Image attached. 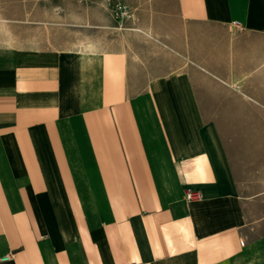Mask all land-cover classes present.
I'll use <instances>...</instances> for the list:
<instances>
[{
	"label": "crops",
	"instance_id": "obj_1",
	"mask_svg": "<svg viewBox=\"0 0 264 264\" xmlns=\"http://www.w3.org/2000/svg\"><path fill=\"white\" fill-rule=\"evenodd\" d=\"M123 3L0 42V264H264V0Z\"/></svg>",
	"mask_w": 264,
	"mask_h": 264
},
{
	"label": "rangeland",
	"instance_id": "obj_2",
	"mask_svg": "<svg viewBox=\"0 0 264 264\" xmlns=\"http://www.w3.org/2000/svg\"><path fill=\"white\" fill-rule=\"evenodd\" d=\"M104 3L101 0H0V42L9 43L15 35L22 43L31 33L39 42L54 39L64 49H85L90 42L121 35L128 29L130 19L134 20L130 14H120L117 10L119 5L128 8L123 0H109L111 6ZM101 7L109 10L115 25L99 19Z\"/></svg>",
	"mask_w": 264,
	"mask_h": 264
},
{
	"label": "built area",
	"instance_id": "obj_3",
	"mask_svg": "<svg viewBox=\"0 0 264 264\" xmlns=\"http://www.w3.org/2000/svg\"><path fill=\"white\" fill-rule=\"evenodd\" d=\"M235 25H236V26H240L239 23H235ZM192 197H194V196H192V194H189V195H188V198L191 199ZM11 257H12V256H6L5 258L2 259V261H8V260L11 259Z\"/></svg>",
	"mask_w": 264,
	"mask_h": 264
},
{
	"label": "bare ground",
	"instance_id": "obj_4",
	"mask_svg": "<svg viewBox=\"0 0 264 264\" xmlns=\"http://www.w3.org/2000/svg\"><path fill=\"white\" fill-rule=\"evenodd\" d=\"M4 31H6V30H4ZM7 34V33H6ZM96 45V44H95ZM92 48H93V46H92Z\"/></svg>",
	"mask_w": 264,
	"mask_h": 264
}]
</instances>
